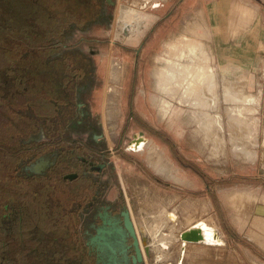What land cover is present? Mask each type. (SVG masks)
Segmentation results:
<instances>
[{"label":"rangeland","instance_id":"374dc122","mask_svg":"<svg viewBox=\"0 0 264 264\" xmlns=\"http://www.w3.org/2000/svg\"><path fill=\"white\" fill-rule=\"evenodd\" d=\"M95 1L92 12L61 19L49 31L27 20L31 26L16 35L12 1L0 0V180L5 187L8 176L17 177L23 194L41 188L57 231L24 237L18 258L9 252L0 264H40L45 252L49 264H90L80 256L81 222L90 225L102 207L124 206L140 240V264H188L196 248L215 264H264V0ZM123 6L155 15L141 47L116 39ZM184 38L202 44L215 73L203 114L196 95L181 100L183 87L174 98L156 88L167 58L189 59L172 46ZM26 53H37L38 68L35 60L23 62ZM60 63L68 68L61 70L65 94L53 104L44 86L54 84ZM113 65L123 75L111 131L106 104ZM164 100L174 108L166 116ZM139 135L149 141L142 151L132 145ZM154 145L167 172L150 162ZM43 157L45 167L32 169ZM84 159L105 167L93 170ZM76 172L75 179L66 177ZM161 210L178 213L175 235L207 220L227 245L190 243L181 262V240L173 239L170 259L158 258L152 236L142 240L137 225ZM11 224L7 218L6 231Z\"/></svg>","mask_w":264,"mask_h":264},{"label":"bare ground","instance_id":"6f19581e","mask_svg":"<svg viewBox=\"0 0 264 264\" xmlns=\"http://www.w3.org/2000/svg\"><path fill=\"white\" fill-rule=\"evenodd\" d=\"M141 2H145L143 3V6H145L148 4V2H150V0H144ZM172 46L179 56L183 57L185 55L188 56L189 59L186 62H177L174 61V58H167L165 60V65H163L162 68H159L158 75H155L157 77L156 88L162 93H164V95L166 94L174 98L183 87L182 89H184V92L181 97V100H184L186 94L192 96L193 94L196 95L195 104H197L199 110H201L203 114V108H206L205 105H207L206 98L209 97V94L213 95L212 93L215 90V73L209 63L211 58L209 57V54L205 52L202 47V44L197 39L184 38V40L182 39V41L174 43L172 44ZM112 75V84L109 89V91L111 92L109 93L107 99L106 109L108 126L111 128V131H114L121 112L119 109V103L122 94L121 80L123 72L120 69L119 65H113ZM229 93L230 92H227V94ZM171 107V102L169 100H164L160 105L161 112L163 113V115L166 116V114H168L170 110H172L173 107ZM148 143L149 141L146 140L143 135H139L136 141L132 143V145L134 149L142 151L148 146ZM149 159L150 162L157 167L159 172H167V170H169L164 168L165 164L162 163L163 156L157 145H154L152 151L149 153ZM47 162V158L43 157V159L38 160L32 165V169L40 170L45 167ZM168 176H175V174L169 172ZM179 179L177 178V180ZM169 221L172 222V224H169ZM179 221L181 220L176 211L161 210L157 214L151 213L149 218L147 216L143 221H138L139 224L137 225V230H139V234H141L142 240L144 241L146 240L145 235L149 234L150 237L152 236L150 246H153L155 248L158 254V258L161 259H164L166 257L169 258L167 253L170 252L169 245L172 243L173 239L179 242L181 240L182 245H186L187 242H210L218 244L223 243V240L220 237V234L218 233L216 227L210 223L211 221H196L195 224L197 226H192L187 230L183 231L182 233L180 232V237L178 235L179 233L175 235L176 225ZM189 225H191V223ZM166 227H169V229L166 230L167 232L165 231ZM145 246L148 247L149 250V246ZM166 260L164 259V261Z\"/></svg>","mask_w":264,"mask_h":264},{"label":"trees","instance_id":"16d2710c","mask_svg":"<svg viewBox=\"0 0 264 264\" xmlns=\"http://www.w3.org/2000/svg\"><path fill=\"white\" fill-rule=\"evenodd\" d=\"M11 1L13 12L11 20L14 24L13 28H16L14 29L15 31L12 34L16 35L19 33V31L24 33V28L26 26H31V24L28 23L27 20L33 19V22L36 23V29L42 28L47 29L45 31H49L50 28L54 24H57L59 20L71 18V16L75 15L81 16L84 13H90V11L92 12L94 10V7L96 5L95 0ZM22 33L19 34L21 35ZM12 34H10L11 36L9 41H12V36L15 37V35ZM26 54L27 55L26 57H24L23 62L27 63L31 59L35 60V68H38L37 53ZM39 63L42 64L40 60ZM45 67L47 69V66ZM67 69L68 68L65 64L62 66L60 63L57 72L54 73V79H56L54 84L44 86V89L50 93L52 100L51 103L53 104L57 103L55 101H58L60 97L64 98L65 92H63V90L61 89L63 87L62 77H64V75L61 74V70ZM74 75L76 76L77 74L74 73ZM32 88H34V85ZM8 180L9 181L5 187L0 180V248L3 249V253L1 254L0 258L4 256L6 258L1 259L3 262H6V256L9 252L13 257L17 256L18 258V250L24 237L29 236L33 241L34 238H36L40 234L44 235L46 233L47 235L45 237H52L50 235L56 234L57 232L49 226L47 217L49 216L51 220L54 217L51 216V212H47L48 204H51V202L49 201V199L46 200L47 197H45L42 189L34 187L25 191L27 194H23V190L21 189L22 187L19 185V180L17 177L8 176ZM6 217L13 223L11 224L12 227H10L7 231L5 230L7 219ZM67 228L68 227H66V229ZM2 229L7 233L6 239L8 240V242H5L7 240L4 236H2ZM66 229H60V231H65ZM45 245L46 242L43 243V246ZM47 254L48 252H45L43 254L40 259V264H49V262L45 260L48 256Z\"/></svg>","mask_w":264,"mask_h":264},{"label":"flooded vegetation","instance_id":"af4514ba","mask_svg":"<svg viewBox=\"0 0 264 264\" xmlns=\"http://www.w3.org/2000/svg\"><path fill=\"white\" fill-rule=\"evenodd\" d=\"M84 162L86 163L87 160L84 159ZM87 164L93 170L102 171L105 167L104 163L88 161ZM125 212H130L128 206H124L119 211H115L112 207H102L97 211L95 220L90 221V225L81 222L79 238L82 241L80 256L83 263L87 261L90 264H140L144 261H135V237L124 226ZM129 217L133 220L131 213ZM118 227H123L124 232H120ZM99 228L102 229L100 232ZM135 235L137 236L136 226ZM97 236L103 237L100 247L97 244Z\"/></svg>","mask_w":264,"mask_h":264},{"label":"water","instance_id":"95a60500","mask_svg":"<svg viewBox=\"0 0 264 264\" xmlns=\"http://www.w3.org/2000/svg\"><path fill=\"white\" fill-rule=\"evenodd\" d=\"M155 15L149 12H143L139 9L130 7V6H123L121 8V12L118 19V30L116 34V39L119 41H123L125 44H132V42L137 41L139 47L142 46V42L145 39L146 30L151 26L152 21L154 20ZM70 179H75L78 177V173L68 174L66 176ZM130 212H125V220L124 226L129 230L131 235L135 237V247H136V256L135 261L142 262L144 260V255H142L141 244L138 236L135 235V226L133 220L129 217ZM102 229L99 228V232ZM120 232H124L123 227H118ZM98 238V245L99 247L102 245L101 240L103 239L102 236H97ZM148 251V248H147Z\"/></svg>","mask_w":264,"mask_h":264},{"label":"crops","instance_id":"0c3cea01","mask_svg":"<svg viewBox=\"0 0 264 264\" xmlns=\"http://www.w3.org/2000/svg\"><path fill=\"white\" fill-rule=\"evenodd\" d=\"M231 33H232V27H231ZM243 41H245L244 39H243ZM247 41V40H246ZM192 226H197L196 224H195V222L194 223H192L191 225H188L187 226V228H185L183 231H185V230H187L188 228H190V227H192ZM182 231V232H183ZM218 231V230H217ZM181 232V233H182ZM219 233V232H218ZM220 237L222 238V240H223V243L222 244H218V243H210V242H205V243H199V242H187V244L186 245H182L181 244V246L179 247V255H180V261L182 262V260H183V254H184V252H186V247H187V245L188 244H203V245H224V244H226V240L225 239H223V237L221 236V234H220ZM227 245V244H226ZM202 249H199V248H196V249H192V251H190V253L192 254V255H195V257H191L189 260V262H188V264H215V262H213V261H210V257H207V256H204V255H206V253L203 251ZM227 252H228V250H227ZM204 254V255H203ZM178 255V254H177ZM204 257H203V256ZM227 255H228V257H229V252L227 253ZM214 258V257H213ZM185 263V262H184ZM220 262L219 261H217V264H219ZM182 264V263H181ZM222 264H229V260L226 262L225 260H223L222 261Z\"/></svg>","mask_w":264,"mask_h":264}]
</instances>
